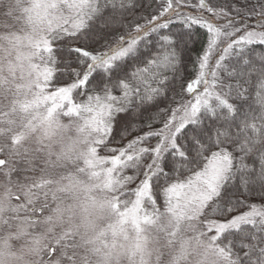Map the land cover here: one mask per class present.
I'll list each match as a JSON object with an SVG mask.
<instances>
[{
  "label": "snow or ice",
  "instance_id": "6c2138e0",
  "mask_svg": "<svg viewBox=\"0 0 264 264\" xmlns=\"http://www.w3.org/2000/svg\"><path fill=\"white\" fill-rule=\"evenodd\" d=\"M153 3L156 14L121 32L128 28L126 13L145 9L142 0H33L29 19L43 26L34 43L38 86L56 83L55 45L63 44L69 82L44 99L53 108L86 116V126L95 134L90 166H96L99 150L113 136L149 129L124 147L108 149L112 154L98 161L106 187L139 180L123 208L118 198L112 204L123 221L139 218L146 204L159 209L162 200L177 222L199 224L198 238L206 237L205 246L219 264H264V52L257 54L253 47L264 45V23L248 22V16L264 20V0L250 6L244 0L243 8L239 0L220 8L207 0ZM187 8L196 12L183 10ZM195 28L206 33V46L195 76L176 93L181 53ZM253 76L258 112L248 104ZM89 85L87 99L76 102L74 90L83 95ZM169 91L172 100L160 108ZM142 117L147 124L138 126ZM157 122L160 126L153 128ZM153 139L154 145L148 143ZM129 170L134 174L124 175ZM173 173L179 175L173 178Z\"/></svg>",
  "mask_w": 264,
  "mask_h": 264
},
{
  "label": "rangeland",
  "instance_id": "374dc122",
  "mask_svg": "<svg viewBox=\"0 0 264 264\" xmlns=\"http://www.w3.org/2000/svg\"><path fill=\"white\" fill-rule=\"evenodd\" d=\"M32 2L0 0V264H219L196 221L177 222L160 204L123 221L112 207L118 198L123 208L139 180L106 187L98 161L134 137L101 148L90 166L86 116L53 108L44 97L55 88L38 86L34 43L43 26L29 19Z\"/></svg>",
  "mask_w": 264,
  "mask_h": 264
},
{
  "label": "trees",
  "instance_id": "16d2710c",
  "mask_svg": "<svg viewBox=\"0 0 264 264\" xmlns=\"http://www.w3.org/2000/svg\"><path fill=\"white\" fill-rule=\"evenodd\" d=\"M213 2V4H215V6L218 7H226L228 5L237 3V0H211ZM104 0H101V3H103ZM136 0H133V3H135ZM143 4L145 5V9H141V8H136L134 11H129L128 13H126L127 16V20L126 23L128 24V28L127 29H121V32L123 31H130L132 29L135 28L136 24H143L144 23V19H142L141 17H149L150 15H154L156 14L155 12H153V8L155 7V3H153V0H142ZM254 0H249V6L251 3H253ZM149 3H152V7H147V5H149ZM239 4L240 7H244V0H239ZM1 8V7H0ZM3 13L2 10L0 9V14ZM232 15L234 14V12L231 13ZM243 15V13H242ZM252 16H248V19L251 18ZM250 23V22H249ZM176 27H180V25H176ZM206 41H207V35L204 32V30L199 29V28H195L193 29L192 33H191V38L187 43V46L184 48L183 52L181 53L182 55V66L180 68V72L177 75V79L173 82V87H174V91L176 93L180 92V85L182 82H186L187 80L193 78L196 74V69H197V58L198 56L203 52L205 46H206ZM110 43L114 42V41H109ZM78 43V42H77ZM55 47L57 48V52L54 54L57 60V63L54 65L56 72L54 74V79L56 81V83L51 84L52 88H56L57 86H59L60 84H63L65 82H69V76L67 73L64 72V68H63V62L62 61H66L68 60V56L66 53V49L65 46L63 44L57 43L55 45ZM255 47V53H261L264 52V45H260V46H253ZM60 50H64L63 51V56H61V52ZM103 50V49H100ZM155 51V50H154ZM73 67H75V64L73 65ZM168 75H171V73H168ZM180 77H183V81L180 79ZM91 85H89V92H85L83 93V95L81 94V91H76L74 90L73 92V96L75 98L76 101L78 102H83L87 99V96L90 94V90H91ZM257 89L255 87V76H253V87L249 90L248 93V104L252 106V108L255 111H259V107L258 105L255 103V93H256ZM115 95H120L119 90L114 92ZM172 91H169L168 93V100H165L163 102L160 103L159 107L160 108H166L168 106L169 101L172 100ZM234 95V93H233ZM185 98H187L185 96ZM176 101L180 100V96L177 95L176 96ZM172 106H175V103H172ZM151 111H155V109H152ZM144 115H148V113H145ZM136 124L139 126L140 124H147V121L143 119V117L139 120L136 121ZM153 128H157L160 126V124L154 123ZM149 129L145 126L143 128H137L136 130H132L130 129L128 132L124 133L123 136L121 135H115L112 137V142L110 144L113 143H120L123 139H125L126 137H136L138 135H141L143 132L148 131ZM119 131V129H118ZM151 141H155V139L151 140ZM149 141V142H151ZM148 142V143H149ZM7 148L4 146H0V157H3L4 154L6 153ZM237 155H239V153H237ZM250 163V161H249ZM173 178H175L176 176L179 175V173H173ZM184 175H187V173L185 172ZM161 185H163V180L160 181ZM154 192H159V189H154ZM253 201L254 202H259L257 201V199L255 197H253ZM158 204L163 205L162 200H158Z\"/></svg>",
  "mask_w": 264,
  "mask_h": 264
}]
</instances>
